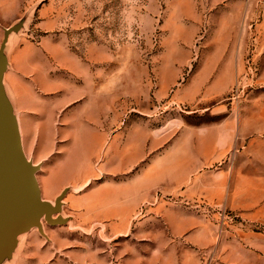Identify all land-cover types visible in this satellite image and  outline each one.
<instances>
[{"label":"rangeland","instance_id":"obj_1","mask_svg":"<svg viewBox=\"0 0 264 264\" xmlns=\"http://www.w3.org/2000/svg\"><path fill=\"white\" fill-rule=\"evenodd\" d=\"M15 27L4 92L63 197L2 264H264V0H0Z\"/></svg>","mask_w":264,"mask_h":264},{"label":"water","instance_id":"obj_2","mask_svg":"<svg viewBox=\"0 0 264 264\" xmlns=\"http://www.w3.org/2000/svg\"><path fill=\"white\" fill-rule=\"evenodd\" d=\"M18 27L5 32L0 45V264L11 257L17 239L33 228L43 234L41 221L59 223L61 194L55 205L41 198L36 179L38 167L25 156L18 124L3 87L7 70L4 51L8 36Z\"/></svg>","mask_w":264,"mask_h":264},{"label":"crops","instance_id":"obj_3","mask_svg":"<svg viewBox=\"0 0 264 264\" xmlns=\"http://www.w3.org/2000/svg\"><path fill=\"white\" fill-rule=\"evenodd\" d=\"M180 229V228H179ZM203 235L206 241H201V225L200 220L198 218H195L193 216H190V218H186L183 220V224L180 231V237L183 239L182 243L185 245V243H188L190 247L185 245L183 249H200L205 248L207 244L209 243V236L207 234L206 228H203Z\"/></svg>","mask_w":264,"mask_h":264}]
</instances>
